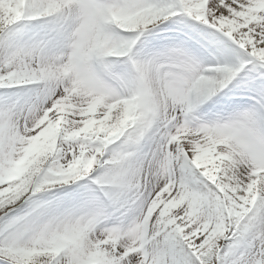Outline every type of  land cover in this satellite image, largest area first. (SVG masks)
<instances>
[{"label":"snow or ice","instance_id":"1","mask_svg":"<svg viewBox=\"0 0 264 264\" xmlns=\"http://www.w3.org/2000/svg\"><path fill=\"white\" fill-rule=\"evenodd\" d=\"M0 264H264V0H0Z\"/></svg>","mask_w":264,"mask_h":264}]
</instances>
